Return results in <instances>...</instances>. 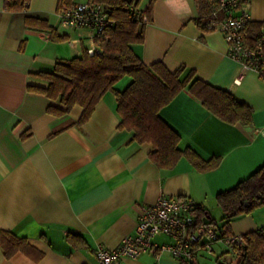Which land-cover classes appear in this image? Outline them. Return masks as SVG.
I'll return each mask as SVG.
<instances>
[{
  "label": "crops",
  "instance_id": "crops-1",
  "mask_svg": "<svg viewBox=\"0 0 264 264\" xmlns=\"http://www.w3.org/2000/svg\"><path fill=\"white\" fill-rule=\"evenodd\" d=\"M58 2L31 0L27 10L11 11L0 0V231L25 238L42 253L35 258L17 252L7 259L0 246V264H100L95 249H113L133 234L141 207L161 194L188 198L213 219L215 214L221 218L216 194L264 164V135L258 132L264 129V79L227 55L221 32L198 27L199 0H156L144 41L133 45L140 59L147 65L161 61L170 71L182 65L192 69L253 110L251 123H228L183 89L160 110L161 117L179 133L180 149L220 160L208 171L197 170L185 157L171 169L159 168L148 156L151 144L118 128L112 92L102 96L88 121L76 125L80 106L58 116L48 106H65L28 89L46 86L37 73L52 71L58 60L80 56L82 48L94 45L92 30L61 26ZM148 3L143 0L140 7ZM248 14L251 22L264 21V0H250ZM51 29L65 39H53ZM127 81L124 77L115 87L122 89ZM228 226L232 234L261 228L264 206ZM153 241L170 239L158 235ZM213 247L217 263L211 254L200 253L195 264H219L222 254L220 260L234 263L222 242ZM115 264L185 263L167 251L151 250Z\"/></svg>",
  "mask_w": 264,
  "mask_h": 264
},
{
  "label": "trees",
  "instance_id": "trees-1",
  "mask_svg": "<svg viewBox=\"0 0 264 264\" xmlns=\"http://www.w3.org/2000/svg\"><path fill=\"white\" fill-rule=\"evenodd\" d=\"M31 0H5V8L11 11H25ZM108 9L113 21L101 33L97 41V50L92 54L82 48L81 55L69 60H58L52 71L39 72L36 75L46 81V86L28 85L46 97L58 101L64 109L48 106L47 111L55 115L67 114L74 106L82 108L76 125H82L92 115L102 96L110 91L116 96V111L120 117L118 128L132 132L133 140L149 143L152 149L148 153L151 161L159 168L171 169L180 158L185 157L197 170L208 171L215 168L220 158L203 159L193 149H180L179 133L160 115V110L180 91L186 89L210 112L228 123L249 124L252 121V108L237 101L234 96L222 88L199 79L194 70L180 66L170 71L161 62L145 64L134 52L133 45L144 41L145 26L151 21V8L156 0H149L142 9L143 0H90ZM218 0H199V14L194 21L202 31H208L205 24L210 20V10ZM71 3L70 0H59ZM146 17V21L143 17ZM261 23L249 21L244 28L246 43H252ZM51 36H58L54 29ZM124 77L128 78L122 89L115 85ZM216 203L222 212V236L230 232L231 219L252 212L264 206V164L232 187L216 194ZM195 215L217 226L209 211L195 204ZM245 246L238 253L227 250L234 257L233 264H264V226L242 234ZM70 241H73L72 237ZM0 246L4 256L9 259L17 252L38 258L42 253L25 238H20L6 230L0 231ZM217 258L219 264H227Z\"/></svg>",
  "mask_w": 264,
  "mask_h": 264
},
{
  "label": "built area",
  "instance_id": "built-area-1",
  "mask_svg": "<svg viewBox=\"0 0 264 264\" xmlns=\"http://www.w3.org/2000/svg\"><path fill=\"white\" fill-rule=\"evenodd\" d=\"M250 0H218L211 7L210 20L205 24L208 31L222 33L227 44V55L239 62L244 70L254 71L264 79V21L252 43H246L244 28L250 21ZM57 15L62 27L88 28L93 31L94 45L89 53L97 50V41L102 31L112 24L108 9L93 1L60 2ZM146 21V17H143ZM264 135V129L258 130ZM195 203L184 197L161 194L155 203L141 207L135 232L125 236L113 249L99 245L95 256L100 264H115L122 258H138L145 252H169L185 264H195L200 253L211 254L214 244L222 242L229 250L238 253L245 246L242 234L222 236L219 230L206 219L195 215ZM158 235L169 237L163 244L154 242Z\"/></svg>",
  "mask_w": 264,
  "mask_h": 264
},
{
  "label": "rangeland",
  "instance_id": "rangeland-1",
  "mask_svg": "<svg viewBox=\"0 0 264 264\" xmlns=\"http://www.w3.org/2000/svg\"><path fill=\"white\" fill-rule=\"evenodd\" d=\"M214 218H215L216 221H217V227L221 226L222 223H223V221H221L220 216L215 214V215H214ZM215 248H216L217 252H219V249H218V246H217V245H215ZM211 255H212L211 262L217 263V262L215 261V256H216L217 254H216V253H215V254H214V253H211Z\"/></svg>",
  "mask_w": 264,
  "mask_h": 264
}]
</instances>
